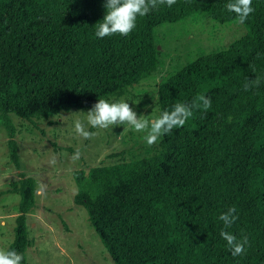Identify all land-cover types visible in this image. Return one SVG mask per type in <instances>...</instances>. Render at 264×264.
<instances>
[{
    "label": "trees",
    "instance_id": "trees-1",
    "mask_svg": "<svg viewBox=\"0 0 264 264\" xmlns=\"http://www.w3.org/2000/svg\"><path fill=\"white\" fill-rule=\"evenodd\" d=\"M229 0H176L143 17L127 35H95L106 0H0V123L18 168L11 114L31 121L116 100L158 67L153 27L197 10L219 22L236 18ZM227 48L202 54L157 89L159 113L198 95L211 108L163 135L152 156L74 169L82 206L113 264H264V0ZM202 17L206 18L205 15ZM207 19V18H206ZM260 78L244 91L246 80ZM235 206L227 229L248 238L233 257L220 236L221 213ZM25 213L14 218L6 250L31 244Z\"/></svg>",
    "mask_w": 264,
    "mask_h": 264
},
{
    "label": "rangeland",
    "instance_id": "rangeland-1",
    "mask_svg": "<svg viewBox=\"0 0 264 264\" xmlns=\"http://www.w3.org/2000/svg\"><path fill=\"white\" fill-rule=\"evenodd\" d=\"M247 31L248 26L237 23L236 18L219 22L203 10L156 24V72L109 102L123 98L137 116H159L157 89L161 84L200 55L227 48ZM88 111L72 108L50 119L31 121L9 115L15 127L18 168L9 160V137L0 123V249L6 250L13 239L15 216L25 213L31 241L25 251L26 264H113L85 209L73 201L76 185L72 171L164 151L162 137L148 145L144 134L128 125L91 128L86 121ZM76 120L96 135L91 139L78 136L74 130ZM77 150L80 156L73 159ZM41 184L45 186L44 194L37 195Z\"/></svg>",
    "mask_w": 264,
    "mask_h": 264
},
{
    "label": "clouds",
    "instance_id": "clouds-1",
    "mask_svg": "<svg viewBox=\"0 0 264 264\" xmlns=\"http://www.w3.org/2000/svg\"><path fill=\"white\" fill-rule=\"evenodd\" d=\"M175 3L176 0H106L105 15L101 21L94 25L96 28L95 35L98 38L114 34L127 36L136 27L138 16L143 17L159 6L172 7ZM225 7L229 12L235 14L239 24H243L255 11L252 7V0H229ZM259 84V77L254 80H246L243 85L244 91L258 87ZM210 108L211 98L200 94L190 104L175 103L171 110H164L160 112L159 116H152L149 119L150 115L137 116V113L123 98L114 102L99 98L85 114L87 124L91 128L109 129L113 126L128 125L132 130L143 133L146 143L152 145L163 135L169 134L174 128L184 126L193 117L195 111H207ZM74 130L83 139H91L96 135V133L86 130L84 123L80 120L74 122ZM79 156L80 152L77 150L73 159H78ZM44 188V185H39L36 194L43 195ZM235 213L236 208L232 206L218 217L224 225L220 231V236L227 242L233 257L245 254V245L248 244L247 236L238 239L236 235L227 231L238 218ZM22 260V254L17 253V251L0 249V264H21Z\"/></svg>",
    "mask_w": 264,
    "mask_h": 264
},
{
    "label": "water",
    "instance_id": "water-1",
    "mask_svg": "<svg viewBox=\"0 0 264 264\" xmlns=\"http://www.w3.org/2000/svg\"><path fill=\"white\" fill-rule=\"evenodd\" d=\"M159 48V46H157V49Z\"/></svg>",
    "mask_w": 264,
    "mask_h": 264
}]
</instances>
